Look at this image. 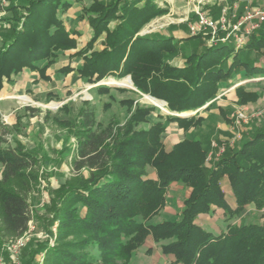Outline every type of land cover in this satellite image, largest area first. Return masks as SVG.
I'll return each instance as SVG.
<instances>
[{
	"label": "trees",
	"instance_id": "1",
	"mask_svg": "<svg viewBox=\"0 0 264 264\" xmlns=\"http://www.w3.org/2000/svg\"><path fill=\"white\" fill-rule=\"evenodd\" d=\"M143 1L116 0L108 6L93 3L86 10L94 30L90 44L105 34L104 50L85 56L79 74L90 84L130 76L138 92L166 102L171 113L197 111L216 97L222 82L232 78L242 52L232 41L218 43L201 54L189 55L184 67H173L165 58L179 52L174 38L138 36L144 25L163 13L148 0L138 8ZM229 2L233 4L235 0ZM68 8L63 0H30L25 17L14 15L13 23L18 29L14 30L13 39L0 48V94L5 82L51 58L52 51L76 48L75 40L57 17L60 10ZM242 13L239 11V16ZM115 19L119 24L111 30L109 24ZM138 20H143L142 25L133 28ZM244 47L251 51L264 48V25L248 38ZM229 52H236L230 65L229 58L225 59ZM241 63L260 70L249 62ZM122 104L133 107L134 102ZM152 112L153 109L137 108L126 125L112 121L99 130L95 112L85 102L77 122L65 123L69 135L77 140L74 168L88 171V178L63 192L52 225L58 223L59 236L72 230L85 232L88 238L77 247L96 253L94 258L88 252L71 253L69 245H42L45 264H117L115 260H129L149 238L155 243H166L162 252L172 256L175 264H264V227L229 225L226 233L218 235L198 223L201 215L216 209L234 217L250 205L264 208V133L241 148L228 147L208 169L205 142L188 134L201 124V119L167 115L169 124L177 123L186 133L181 143L167 150L161 141L165 125L156 122L147 130L139 129ZM4 136L0 133V163L4 164L0 180V238H19L28 231L32 212L24 194L13 190L12 184L26 177L36 181L41 162L20 143L6 148ZM146 167L155 171L156 178L144 177ZM224 179L229 183L235 208L226 200ZM174 184L190 189L180 221L150 224L166 207L167 193Z\"/></svg>",
	"mask_w": 264,
	"mask_h": 264
},
{
	"label": "rangeland",
	"instance_id": "2",
	"mask_svg": "<svg viewBox=\"0 0 264 264\" xmlns=\"http://www.w3.org/2000/svg\"><path fill=\"white\" fill-rule=\"evenodd\" d=\"M29 1L0 0V48L13 39V32L18 29V25L13 23V17L14 15L25 17ZM63 1L69 8L60 10L57 17L62 21L69 37L75 40L76 48L52 51L51 58L37 63L35 68L24 69L18 76L5 82L0 94V133L5 135L4 146L15 148L16 143H20L41 162L40 169L35 173L36 181L26 177L17 179L12 184V189L24 194L30 204L31 226L34 228L31 230L32 236L15 258H12L8 246L13 245L17 238H0V264H45V252L40 247L47 244L50 247L58 244L69 245L71 253L83 255L88 252L95 258L96 250L82 251L77 247L78 243L89 235L81 230H72L66 236H59L58 223L52 225L54 214L60 208L63 192L69 186L77 184L79 180L88 178V171H77L74 168L77 140L69 135V128L65 126V123L77 122L79 111L85 102L90 103L95 112L97 129L106 128L112 121L119 123L120 126L126 125L137 108L153 109L147 121L139 127L143 130L149 129L156 122L168 126L169 122L165 117L167 113L174 114L168 110V105H164L162 109L149 102L148 95L127 86L125 82L129 76L122 80L106 78L96 84H90L87 79L80 76L79 69L83 66V58L94 51L104 50L105 34L90 44L94 38V30L86 10L93 3L108 6L114 4L116 0ZM135 1L138 3L139 0ZM199 1L148 0L163 13L144 25L138 36L166 37L164 34H167L169 36L167 38H174L179 51L177 55H172L174 64L183 63L191 54L205 51L213 46L211 37L191 36L186 21L189 19L194 22L196 10L199 8L207 15L218 19L226 3L221 0H201L203 4L199 6ZM145 2L146 0L137 7L144 6ZM227 5L232 12V4L228 2ZM245 5H240V11ZM251 7L264 8V0H252ZM142 23L143 20L142 22L138 20L132 26L138 28ZM118 24L119 20H112L109 28L113 30ZM208 33L205 31V34ZM188 37H197L195 42L193 41L194 46L184 44L180 46L179 43L186 42L185 39ZM240 51L242 53H239L232 78L219 85L220 92L216 99L223 96V100L219 102L224 106L214 105L198 113L202 115L201 124L197 127L198 132L193 134H198L206 144L210 156L208 169L215 165L216 159H219L228 147L241 148L257 134L264 133V48L251 51L243 45ZM235 53L229 52L226 55L225 59L229 58L227 61L229 65ZM241 60L253 64L260 70H252L251 65L243 66ZM42 69L45 70L41 73ZM249 70L251 73H247ZM101 88L105 90L101 91ZM123 101H133L134 105L130 107L122 104ZM241 112L245 118L238 122L237 114ZM193 114L196 115L197 112L182 115ZM172 131L177 132L175 125L169 126L164 135H173L176 141L182 139V136ZM3 170L4 164L0 163V180ZM143 175L145 178H156L155 171L149 167L145 168ZM222 185L227 202L235 208V200L229 190L227 179L222 181ZM189 193L190 190L184 185L174 184L167 193L166 207L154 216L150 224L180 221V212ZM199 225L218 235L226 233L229 225L264 227V208L250 205L234 217L224 215L223 210L216 209L207 216H201ZM164 244L166 243H155L149 238L129 260L115 261L117 264H175L172 256L162 252Z\"/></svg>",
	"mask_w": 264,
	"mask_h": 264
},
{
	"label": "built area",
	"instance_id": "3",
	"mask_svg": "<svg viewBox=\"0 0 264 264\" xmlns=\"http://www.w3.org/2000/svg\"><path fill=\"white\" fill-rule=\"evenodd\" d=\"M221 1L226 4L218 19H214L213 16L207 15L201 8L197 9L195 13V21L193 22L189 19L186 21L189 33L191 36L209 35L211 37L210 40L213 43L212 45L227 43L233 40L236 48L240 49L243 45H246L248 38L264 25V8H252V0H235L232 4L231 12L227 5L229 0ZM198 4L200 6L203 4V1L200 0ZM241 4L246 5L242 10V15L238 16ZM205 31H208L209 33L205 34ZM244 118V113L241 112L237 114L238 122L243 121ZM31 222L28 231L21 237L17 238L13 245L8 246L12 258L16 257V255L26 246L28 239L31 238V230H34L31 226Z\"/></svg>",
	"mask_w": 264,
	"mask_h": 264
},
{
	"label": "crops",
	"instance_id": "4",
	"mask_svg": "<svg viewBox=\"0 0 264 264\" xmlns=\"http://www.w3.org/2000/svg\"><path fill=\"white\" fill-rule=\"evenodd\" d=\"M157 18V17H156ZM166 37L165 38H167V37H169L167 34H164ZM193 41L194 40H191V41H186V42H180L179 43V45L180 46H182L183 44L184 45H190V46H194V44H193ZM176 40H174L173 41V43L174 44H176ZM195 42V41H194ZM204 51H202V52H200V53H198V54H201V53H203ZM174 59H173V56H167L166 58H165V62L166 63H168V64H170V65H172L173 67H179V68H182V67H184V65H185V61H183V63H178V64H174ZM130 77V76H129ZM131 78V77H130ZM132 81V80H131ZM133 83V82H132ZM133 87H134V84H133ZM134 90L136 91L137 89L134 87ZM137 92H138V90H137ZM219 92H220V90H219ZM140 93V92H139ZM142 94V93H141ZM149 96V95H148ZM219 96V93L216 95V97H215V99H213L212 101H210L209 103H207L204 107H202V108H200V109H198L196 112H197V114L195 115V114H193V115H188V116H183V115H178V114H172V116H179V117H193V116H196V119H201L202 118V115H198V113H200L201 111H206V110H208L211 106H214V105H216L217 107H222V106H224V105H222L220 102H219V100H223L222 98H223V96H221V98L220 99H216L217 97ZM151 97V96H150ZM157 100V99H156ZM160 101V100H159ZM164 102V101H163ZM166 103V102H165ZM167 104V103H166ZM200 110V111H199ZM199 111V112H198ZM176 126V129H177V132L176 131H172V133H177V134H179V136H182V139H178L177 141H176V139H173L174 137H173V135H167V136H165L164 134L168 131V128H169V126ZM198 128L196 127H193V128H191L190 130H189V132H188V134H193V133H196V132H198V130H197ZM166 138H165V137ZM196 136H198V139H200V140H202V138L197 134ZM185 137H186V133H185V131H184V129H182L177 123H170L168 126H166V131L161 135V141H162V143L164 144V146H165V148L167 149V150H171V149H173V147L174 146H176L177 144H179V143H181L184 139H185ZM173 140H175V141H173ZM210 158V156H208V158H207V161H206V167H208V159ZM216 160H218V159H216ZM154 179V178H153ZM173 186V185H172ZM171 186V187H172ZM190 190V189H189ZM224 190V189H223ZM230 190V189H229ZM225 192V191H224ZM190 194V193H189ZM230 205V204H229ZM231 206V205H230ZM232 207V206H231ZM201 216H207V215H201ZM201 216L199 217V220H200V218H201ZM198 223H199V221H198Z\"/></svg>",
	"mask_w": 264,
	"mask_h": 264
},
{
	"label": "bare ground",
	"instance_id": "5",
	"mask_svg": "<svg viewBox=\"0 0 264 264\" xmlns=\"http://www.w3.org/2000/svg\"><path fill=\"white\" fill-rule=\"evenodd\" d=\"M125 84H126L127 86H129V87L132 86L131 83H130L129 81H126ZM147 100H148L149 102L153 103L154 105H157V106H159L160 108L164 109V104H163V103H161V102H159V101H156V100H154V99H152V98H149V97H147Z\"/></svg>",
	"mask_w": 264,
	"mask_h": 264
},
{
	"label": "water",
	"instance_id": "6",
	"mask_svg": "<svg viewBox=\"0 0 264 264\" xmlns=\"http://www.w3.org/2000/svg\"><path fill=\"white\" fill-rule=\"evenodd\" d=\"M128 81L132 84V89H134V87H133V83H132V81H131V78L129 77L128 78ZM150 97V96H149ZM150 98H152V97H150ZM152 99H154V98H152ZM154 100H156V99H154ZM157 101H159V100H157ZM159 102H161V103H163L164 105H167L165 102H163V101H159ZM168 115H169V113H167Z\"/></svg>",
	"mask_w": 264,
	"mask_h": 264
}]
</instances>
